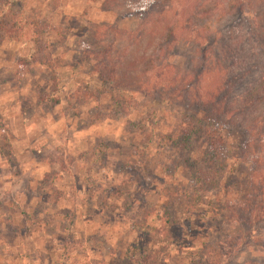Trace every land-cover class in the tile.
I'll use <instances>...</instances> for the list:
<instances>
[{"label": "rangeland", "instance_id": "rangeland-1", "mask_svg": "<svg viewBox=\"0 0 264 264\" xmlns=\"http://www.w3.org/2000/svg\"><path fill=\"white\" fill-rule=\"evenodd\" d=\"M4 2L0 264H128L124 256L134 246L155 255L153 264H264V225L250 229L235 219L249 168L234 160L245 140L238 128H229L218 153L235 177L224 175L220 190L205 195L216 198L223 216L204 222V206L193 205L189 183L207 170L203 154L215 155L201 142L176 145L196 109L190 96V103L175 97L197 87L198 58L189 44H176L160 56L172 66L160 76L174 77L175 96L148 89L169 20L146 16L152 0H14L9 8ZM52 80L58 101L48 105L41 98ZM214 84L212 74L202 76L201 87ZM112 87L124 93L120 107L111 105ZM156 109L157 133L172 145L147 141L140 128ZM219 122L226 136V121ZM217 165L213 159L210 168L224 170ZM163 227L172 234L166 240L153 235ZM68 238L80 249L64 258ZM203 243L226 258L197 256L208 251Z\"/></svg>", "mask_w": 264, "mask_h": 264}, {"label": "trees", "instance_id": "trees-1", "mask_svg": "<svg viewBox=\"0 0 264 264\" xmlns=\"http://www.w3.org/2000/svg\"><path fill=\"white\" fill-rule=\"evenodd\" d=\"M13 1L5 0L3 5L9 8ZM152 3L151 12L147 9L146 16H161L169 20L164 27L163 43L152 58V76L145 81L152 86L146 85L148 89L156 93L170 91L171 97L175 96L177 88L174 77L161 79L160 76V72L165 71L164 67L172 69V66L160 60V56L167 57L176 44H189L198 58L195 71L197 87L186 89L175 97L189 103L191 100L190 105L194 103L196 109L195 115L189 116L180 135L174 138L176 145L184 149L201 142L203 146L211 148L215 155L212 158L208 153L203 154L202 164L207 170L194 174L189 183L193 205L204 206L205 210L200 214V217L205 218L204 222L223 216L222 207L216 198L205 195L220 190L219 181L224 175L226 179L235 177L233 168H227L218 153L225 147V143L227 145L230 131L238 128L245 140L241 144L240 156L234 160L247 162L249 168L243 183L244 204L236 208L238 214L235 219L247 224L250 229H257V225H264V0H152ZM18 21L23 24L28 20L21 18ZM26 24L30 25L31 22ZM207 73L214 76L215 88L209 86L204 89L200 86L202 76ZM121 93L115 87L107 90L114 108L121 106ZM41 99L44 104H57L58 88L55 80H52L50 92ZM220 117L226 121V136L223 134V124L219 122ZM159 125V109H156L140 126L145 139L152 142L159 139L165 146L172 145L175 140L157 133ZM213 159L217 160V167L224 170L213 171L210 168ZM237 192L235 190L234 193ZM191 211L187 210L189 213ZM262 227L259 229H264ZM153 235H161L159 237H165H162L164 240L172 236L165 227L162 230L155 229ZM201 246L208 251L205 255L198 253L199 257L209 254L215 261H220L227 256V253H214L206 243ZM79 249V244L68 238L63 242L61 256L67 258L69 253L74 255ZM150 259L153 264L155 255L134 246L124 256V263L145 264Z\"/></svg>", "mask_w": 264, "mask_h": 264}]
</instances>
